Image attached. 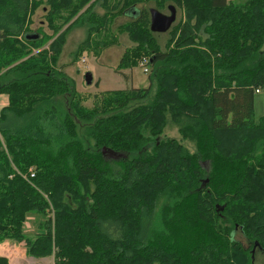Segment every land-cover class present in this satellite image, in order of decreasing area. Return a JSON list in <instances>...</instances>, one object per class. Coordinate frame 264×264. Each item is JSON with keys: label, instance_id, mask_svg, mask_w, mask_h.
<instances>
[{"label": "trees", "instance_id": "1", "mask_svg": "<svg viewBox=\"0 0 264 264\" xmlns=\"http://www.w3.org/2000/svg\"><path fill=\"white\" fill-rule=\"evenodd\" d=\"M149 5L182 12L165 39ZM130 13L120 66L150 67V85L104 91L87 107L56 67L68 33L86 30L76 55L104 49ZM263 46L264 0H0V242L26 240L54 264H254L253 248L264 250ZM170 126L181 140L164 136ZM104 148L123 157L107 160ZM30 213L46 217L32 240ZM203 247L215 259L202 262Z\"/></svg>", "mask_w": 264, "mask_h": 264}, {"label": "rangeland", "instance_id": "2", "mask_svg": "<svg viewBox=\"0 0 264 264\" xmlns=\"http://www.w3.org/2000/svg\"><path fill=\"white\" fill-rule=\"evenodd\" d=\"M155 7L154 5H149V8ZM84 8L82 12L85 10ZM102 11V10H101ZM81 12V13H82ZM165 15L170 16L172 14L171 10L161 11ZM177 19L181 16V10L176 9ZM81 13H79L70 23H72ZM42 10H39L37 14L33 17L34 24L33 27H38L42 20ZM135 13H130L126 15H120L117 17L114 22L111 24L110 30L111 35L116 37L114 43L107 48L98 49L97 52L93 47L86 49L83 53L76 55L75 52L79 46V44L86 38V30L82 26L73 27L67 36V42L64 46L63 52L60 55L59 61L56 65L58 69L62 71V73L71 81H74L76 90H78L83 96V103L87 107H93L95 105V101L97 100V95H100L104 91L110 90H123L131 87H148L150 85L149 73L150 67L145 66L143 64L134 66L133 68H122L120 66L121 57L125 52L126 48L132 45L128 35L123 33L119 28L120 24L131 19ZM176 19V21H177ZM175 21V22H176ZM69 23V24H70ZM69 24L62 30L64 31ZM170 29V28H169ZM168 31V30H167ZM167 31L163 32V39L167 36ZM109 33V32H108ZM104 32L101 36H95L96 40L104 37ZM99 41V40H98ZM264 51V46L263 49ZM86 58V62H83V59ZM148 70V71H147ZM91 72L93 75V81L89 85L86 82V73ZM121 72L126 73L129 76V79L125 78ZM5 102H8L7 95L3 98ZM99 99V98H98ZM1 106V104H0ZM1 109V108H0ZM264 117V88H261L260 92L256 94L255 99V111H254V120L255 122H259L261 118ZM164 136L168 137H176L181 140V135L178 129L174 126H170L166 128L164 131ZM183 144L188 147L191 151H196V144L191 140H182ZM107 160H119L123 157L122 154H115L108 150L105 152ZM46 220V217L41 214L30 213L28 215L27 221L24 225V232L26 238L32 240L36 237L37 233L41 232L44 228H42V224ZM235 238L240 240L245 246H249V241L245 238V236L241 232H237L235 234ZM5 241H14L21 242L20 240H12L8 239ZM25 241L26 240H22ZM4 242V241H3ZM1 243V242H0ZM27 248V242H26ZM254 255L255 261L254 264H264V250H261L258 247H254ZM27 257H34L25 252ZM47 257H52L47 256ZM42 257V258H47ZM8 258V257H7ZM37 258V257H35ZM51 259V258H50ZM55 261V257L53 258ZM214 255L211 251L206 250L204 247L201 249V260L202 262H207L209 260H213ZM220 261L222 264H226V261L221 258ZM9 262V259H8Z\"/></svg>", "mask_w": 264, "mask_h": 264}, {"label": "crops", "instance_id": "3", "mask_svg": "<svg viewBox=\"0 0 264 264\" xmlns=\"http://www.w3.org/2000/svg\"><path fill=\"white\" fill-rule=\"evenodd\" d=\"M5 94L0 95V108L2 109L8 102L3 99ZM0 109V111H1ZM27 251L26 242H14V241H4L0 243V256L8 257L9 264H54V256L47 258H35L27 257L25 252ZM51 258V259H50Z\"/></svg>", "mask_w": 264, "mask_h": 264}, {"label": "water", "instance_id": "4", "mask_svg": "<svg viewBox=\"0 0 264 264\" xmlns=\"http://www.w3.org/2000/svg\"><path fill=\"white\" fill-rule=\"evenodd\" d=\"M172 14L170 16L165 15L163 12H161L157 8H151V29L153 32H166L172 24L176 21L177 19V12L176 9L172 6L171 8ZM38 35H34L36 38ZM93 81V75L91 72L86 73V82L87 84H91ZM106 148H104V153L106 152ZM112 153H115L112 150H108Z\"/></svg>", "mask_w": 264, "mask_h": 264}, {"label": "built area", "instance_id": "5", "mask_svg": "<svg viewBox=\"0 0 264 264\" xmlns=\"http://www.w3.org/2000/svg\"><path fill=\"white\" fill-rule=\"evenodd\" d=\"M83 62H86V58L83 59ZM148 71V70H147ZM257 92H260V90H257ZM32 176H34V174L32 173Z\"/></svg>", "mask_w": 264, "mask_h": 264}]
</instances>
